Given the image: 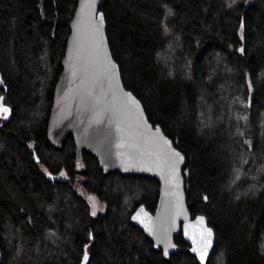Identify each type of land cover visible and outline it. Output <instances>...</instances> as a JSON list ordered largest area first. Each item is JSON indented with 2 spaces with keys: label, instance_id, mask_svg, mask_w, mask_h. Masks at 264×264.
<instances>
[{
  "label": "trees",
  "instance_id": "1",
  "mask_svg": "<svg viewBox=\"0 0 264 264\" xmlns=\"http://www.w3.org/2000/svg\"><path fill=\"white\" fill-rule=\"evenodd\" d=\"M77 1L0 0V93L12 111L0 118L1 264H81L85 252V264H200L182 235L166 258L131 221L141 204L154 212L156 179L105 173L72 135L48 142ZM100 9L125 86L186 156L189 208L216 236L206 264H264V0ZM77 185L105 211L93 214Z\"/></svg>",
  "mask_w": 264,
  "mask_h": 264
},
{
  "label": "water",
  "instance_id": "2",
  "mask_svg": "<svg viewBox=\"0 0 264 264\" xmlns=\"http://www.w3.org/2000/svg\"><path fill=\"white\" fill-rule=\"evenodd\" d=\"M101 4L102 0L77 1L62 71L54 87L48 142L62 147L72 135L77 148L94 155L105 173L119 171L156 179L159 196L154 212L141 204L131 221L166 258L180 251L176 238L182 235L199 263L206 264L216 236L207 217L202 213L193 216L189 208L186 156L160 124L149 120L142 101L125 86L110 47ZM1 87L6 88L0 66ZM4 108L9 111L4 112ZM11 115L10 105L0 93V118L7 121ZM2 259L0 248V264ZM87 259L85 252L81 264Z\"/></svg>",
  "mask_w": 264,
  "mask_h": 264
},
{
  "label": "rangeland",
  "instance_id": "3",
  "mask_svg": "<svg viewBox=\"0 0 264 264\" xmlns=\"http://www.w3.org/2000/svg\"><path fill=\"white\" fill-rule=\"evenodd\" d=\"M79 165L81 166V163H79ZM41 168L43 169V171H46V168L43 165H41ZM59 177L66 178L67 175L64 172H62L59 175ZM77 189L89 202L93 213L96 214L98 212L105 211L106 205L103 202H101L95 194L86 191L81 185H77Z\"/></svg>",
  "mask_w": 264,
  "mask_h": 264
},
{
  "label": "snow or ice",
  "instance_id": "4",
  "mask_svg": "<svg viewBox=\"0 0 264 264\" xmlns=\"http://www.w3.org/2000/svg\"><path fill=\"white\" fill-rule=\"evenodd\" d=\"M3 111H4V112H7V111H9V110H8L7 108H4ZM176 155L179 156V153H177ZM181 159H182V158H181ZM93 214H95V213H93ZM208 234H209V237H210V236H211V230H210V229L208 230ZM208 244H209V246H210V240L208 241ZM193 250L195 251V249H193ZM203 258H204V257L202 256L201 259L203 260Z\"/></svg>",
  "mask_w": 264,
  "mask_h": 264
}]
</instances>
